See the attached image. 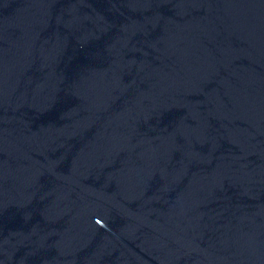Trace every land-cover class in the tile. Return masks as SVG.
Here are the masks:
<instances>
[{
    "label": "water",
    "instance_id": "obj_1",
    "mask_svg": "<svg viewBox=\"0 0 264 264\" xmlns=\"http://www.w3.org/2000/svg\"><path fill=\"white\" fill-rule=\"evenodd\" d=\"M0 264H264V0H0Z\"/></svg>",
    "mask_w": 264,
    "mask_h": 264
}]
</instances>
